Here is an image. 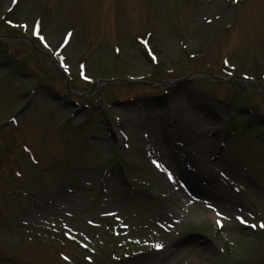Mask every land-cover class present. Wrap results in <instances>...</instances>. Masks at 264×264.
<instances>
[{
  "label": "rangeland",
  "instance_id": "374dc122",
  "mask_svg": "<svg viewBox=\"0 0 264 264\" xmlns=\"http://www.w3.org/2000/svg\"><path fill=\"white\" fill-rule=\"evenodd\" d=\"M263 123L264 0H0V264H264Z\"/></svg>",
  "mask_w": 264,
  "mask_h": 264
},
{
  "label": "bare ground",
  "instance_id": "6f19581e",
  "mask_svg": "<svg viewBox=\"0 0 264 264\" xmlns=\"http://www.w3.org/2000/svg\"><path fill=\"white\" fill-rule=\"evenodd\" d=\"M167 130H168V128H166L161 122L160 123H158L156 126H155V129H154V132L156 133V134H160V133H166L167 132ZM168 148V149H167ZM175 147H174V145L173 144H171V146H168V147H166V149H165V151H167L163 156H165V157H167V155H170L171 153L173 154V156L176 158V159H171V160H174L173 162H172V165H173V168H174V170H176L175 171V174L179 177V178H181V179H183V180H185V182H187V186H188V188L190 189V191H191V193H190V200H192L191 201V206H190V209H198L197 207H196V205L199 203V202H201V199L204 197L203 196V192H204V190L203 189H205V192H206V194L209 196V198L213 195V191L214 190H212V189H210V188H208V187H205V188H201V186H199V181L197 180V179H195L194 177H192L191 176V174L188 172V171H186V173L185 172H183V170H180V168H179V159L178 158H181L182 157V159H185V157L184 156H182V155H180L179 153H180V151L178 150V149H174ZM163 153V152H162ZM199 188H201L202 190H200ZM202 191V192H201ZM214 194H217V192H216V190L214 191ZM215 196V195H214ZM220 203L219 204H221V203H223L224 202V206L225 205H228L229 204V198L228 197H225L224 195H220ZM169 198H170V200L171 201H169V202H167V204L165 205V209H164V212H165V210H174V205L175 204H178V201H179V196H178V194L176 193L175 195L173 194V196H172V194H171V196H169ZM216 203H217V200H216ZM196 207V208H195ZM223 207V206H222ZM227 209V210H226ZM230 208H225L224 209V207H223V210L224 211H228ZM142 260V259H141ZM142 261H145V260H142ZM147 264H152V261L151 262H148ZM166 264V263H165Z\"/></svg>",
  "mask_w": 264,
  "mask_h": 264
},
{
  "label": "snow or ice",
  "instance_id": "6c2138e0",
  "mask_svg": "<svg viewBox=\"0 0 264 264\" xmlns=\"http://www.w3.org/2000/svg\"><path fill=\"white\" fill-rule=\"evenodd\" d=\"M234 2H235V0H234ZM217 215H220V214L217 213ZM236 219L239 220L241 223H245V222H246L245 220H243V219H242L241 217H239V216H237ZM220 226H221V223H220L219 220H217V227H220ZM261 227H264V224H261ZM155 247H156V248H160V247H162V245H160V244H156Z\"/></svg>",
  "mask_w": 264,
  "mask_h": 264
}]
</instances>
